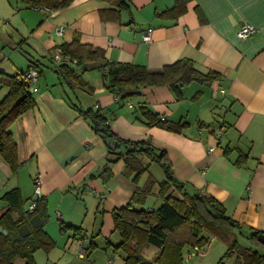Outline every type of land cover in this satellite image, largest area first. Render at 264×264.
Masks as SVG:
<instances>
[{
	"label": "crops",
	"instance_id": "obj_1",
	"mask_svg": "<svg viewBox=\"0 0 264 264\" xmlns=\"http://www.w3.org/2000/svg\"><path fill=\"white\" fill-rule=\"evenodd\" d=\"M39 1L24 0L22 10L36 12V19L21 15L9 32L21 38L19 44L0 33L2 100L9 88L1 79L26 72L29 57L39 63L41 73L33 94L35 108L11 128L18 146L17 170L0 155V219L12 207L9 192L19 191L25 209L34 202L35 180L40 178L49 214L44 231L53 240L50 232L57 225L50 224L52 212L53 218L60 215V230L75 239L73 244L115 249L122 241L113 214L139 193L148 205L164 203L158 187L166 178L163 168L157 162L150 165L162 169V181L150 171L136 181L137 173L130 174L125 158L110 154V141L79 110L92 109L110 119V131L129 142V148L143 142L153 146L155 156L164 152L178 182L191 193L220 202L237 223L242 245H250L247 237L254 232L263 235L264 0H125L124 7L121 0H68L61 7L56 5L64 0L38 7ZM244 24L255 31L241 41L237 33ZM57 27L64 28L63 34L56 33ZM149 29L152 41L145 43ZM64 46H69L67 57L80 63L63 68L68 63ZM179 61L191 62L202 80L178 89L129 87L119 95L109 86L111 64L160 73ZM127 146L119 149L124 156ZM136 158L145 164L153 161L144 153ZM155 250L151 259L142 252L144 259L154 261ZM41 252L34 256L36 264L43 260ZM197 253L187 255L191 259Z\"/></svg>",
	"mask_w": 264,
	"mask_h": 264
},
{
	"label": "trees",
	"instance_id": "obj_2",
	"mask_svg": "<svg viewBox=\"0 0 264 264\" xmlns=\"http://www.w3.org/2000/svg\"><path fill=\"white\" fill-rule=\"evenodd\" d=\"M49 0H40L38 7L47 4ZM113 2L116 0H102ZM120 1V0H119ZM125 0H121V6H125ZM58 3V1H57ZM64 0L56 6L68 5ZM69 46L65 50V63L63 68L78 61L69 55ZM69 59L70 61H68ZM30 66L26 72L15 77L5 78L4 85L8 86V94L0 102V155L10 166L13 172L17 170L18 146L12 133V127L16 120L25 113L34 109L36 102L30 91V85L23 79V75L30 69L38 72L39 63L29 57ZM74 64V63H73ZM188 61H179L172 66L165 67L160 73H151L146 67L111 64L107 77L114 95H119L129 87H161L172 86L178 89V85L192 81L202 80L198 71L193 69ZM40 78V76H39ZM82 116L91 123L93 129L103 138L110 141L109 151L113 156L124 159L131 173L136 172V181L141 174L147 171V165L139 158L137 153H144L151 157L152 163L159 164L166 178L159 183L160 196L164 201L158 211L139 209L145 203L143 193L135 195L134 202L120 212L113 214L115 232L121 237V243L115 247L116 251H122L125 255V264H184V253L193 250L205 251L209 247L210 239H218L228 245L227 257L233 260V264H264V255L256 249L263 245L258 242L259 232H254L247 237L249 246L240 243L237 235V223L231 220L224 211L223 205L200 193H191L184 184L174 177L170 165L167 163L163 152L155 156L154 148L147 143H136L133 147L124 142L110 131V119L99 111L79 109ZM149 118L151 113L145 111ZM154 121L164 128L166 123H160L154 116ZM154 122V123H155ZM175 127V126H174ZM169 129L174 130L173 127ZM115 140L114 144L112 141ZM127 146V155L120 153V146ZM131 145V144H129ZM128 156V157H127ZM133 158V159H132ZM150 190V189H147ZM18 190L9 192L6 196L11 203L10 211L0 219V228L8 232V236L0 234V264H15L17 260H23L25 264H36L35 254L38 251L51 252L55 248V241L44 231L49 221L48 205L46 200H34L35 209L29 212L25 209L24 202ZM147 193V191H146ZM139 197V200H138ZM17 217L15 218V215ZM64 229V228H62ZM61 229V230H62ZM146 246L154 247L158 256L152 262L144 259L143 253ZM222 263V262H220Z\"/></svg>",
	"mask_w": 264,
	"mask_h": 264
},
{
	"label": "rangeland",
	"instance_id": "obj_3",
	"mask_svg": "<svg viewBox=\"0 0 264 264\" xmlns=\"http://www.w3.org/2000/svg\"><path fill=\"white\" fill-rule=\"evenodd\" d=\"M20 5L21 8L19 6ZM24 0H0V33L4 35H9L10 31L15 30L13 27V24L18 23V19L21 18V15L28 16L31 18L32 21H34L36 18L32 12H27L26 10H22V7H24ZM33 10V9H31ZM20 16V17H19ZM24 18V17H23ZM17 32V31H16ZM17 34L12 32V35H9V41L10 43L19 44L21 42V38L16 37ZM12 37H15L16 40H13ZM23 46V45H22ZM11 45H8L6 48H10ZM24 50L26 49L23 47ZM23 56L25 54L21 51L20 52ZM20 54L16 55V57H19ZM9 58V57H8ZM44 79V78H43ZM1 92V91H0ZM5 95L3 93L0 94V97L2 98ZM147 172L150 171L152 175L159 178L160 181L164 179L162 174V169L157 166V164H153L152 168H150V165H152V162L149 164L147 163ZM161 176V177H160ZM164 181V180H163ZM139 200V197H138ZM150 201V200H149ZM146 203V202H145ZM163 205V204H162ZM162 205H159V201L157 202V206L153 207L151 205L143 204L142 206H139V209L146 211L151 209L153 211H158ZM53 212L51 213V221L50 224L57 225V229L54 233L50 234L54 238L56 242V246L54 249H52L51 252L47 254V252H41V257H43V260H39L40 264H109V261H112V264H121V260L123 259L124 254L122 251H116L113 246L110 247V245H106V247H90V250L88 249V246H83L82 244H73L75 239L69 238L68 235H66V232H62L59 226V217L53 218ZM49 224V225H50ZM54 234V235H53ZM116 237V236H115ZM117 241L120 240V238L116 237ZM210 247L208 252L203 253L200 252V254H195L191 259L188 257V253H184V264H231V260L228 259L227 253H228V247L217 239H210ZM76 243V242H75ZM240 243H244L243 240L240 241ZM147 252H144L146 255V258L151 259L153 257L154 252H156V248L146 246ZM144 249V250H145ZM153 250V251H152ZM258 252L264 255V249H256ZM151 251V252H150ZM158 251V250H157ZM84 255V256H82ZM158 256V252L157 255ZM222 262V263H220ZM15 264H25L23 260H17Z\"/></svg>",
	"mask_w": 264,
	"mask_h": 264
},
{
	"label": "built area",
	"instance_id": "obj_4",
	"mask_svg": "<svg viewBox=\"0 0 264 264\" xmlns=\"http://www.w3.org/2000/svg\"><path fill=\"white\" fill-rule=\"evenodd\" d=\"M240 30L237 33V37L239 40L243 41V40H247L255 31V28L250 25V24H244L242 25L241 28H239ZM56 33L58 35L63 34L64 32V28L63 27H57L55 29ZM153 29H149L146 33V35L144 36V42L145 43H151L152 41V35H153ZM68 61H70L69 59H67ZM74 64H78L77 61L73 62ZM23 79L29 83L30 85V91L31 93H37L38 92V84H39V76H38V72L34 69H30L27 73H25V75H23ZM214 149H212L211 151H213ZM206 170V169H205ZM42 187H41V182H40V178L35 180V190L34 192V196H35V200L41 199L42 198ZM36 205H34V203L30 204L27 207V210L29 212H32L35 209ZM60 215H58L57 217H59ZM59 220L61 221V217H59ZM83 256V255H82ZM109 264H112V261H109Z\"/></svg>",
	"mask_w": 264,
	"mask_h": 264
},
{
	"label": "water",
	"instance_id": "obj_5",
	"mask_svg": "<svg viewBox=\"0 0 264 264\" xmlns=\"http://www.w3.org/2000/svg\"><path fill=\"white\" fill-rule=\"evenodd\" d=\"M114 144V142H112V145ZM0 234H3L4 236H8V232H6L5 230H3V228H0ZM258 242L263 245L264 247V234H259L258 236Z\"/></svg>",
	"mask_w": 264,
	"mask_h": 264
}]
</instances>
